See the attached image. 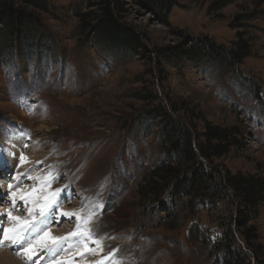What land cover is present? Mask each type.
I'll return each instance as SVG.
<instances>
[{"label": "rangeland", "instance_id": "rangeland-1", "mask_svg": "<svg viewBox=\"0 0 264 264\" xmlns=\"http://www.w3.org/2000/svg\"><path fill=\"white\" fill-rule=\"evenodd\" d=\"M47 1L51 12L42 13L46 34L38 36V47L0 53L4 227L16 224L9 213L34 222L41 206L50 208L45 213L54 218L48 224L55 234L78 233L83 256L69 260L78 264H264V201L243 224L230 191L211 203H172L166 191L153 196L145 177L164 161L168 143L161 126L140 120L163 107L186 122L196 142L204 141L207 124L235 125L237 147L198 158L218 181L238 173L264 177V0H230L221 8L222 0H177L167 22L123 0L120 15L143 36L144 47L132 53L100 44L81 28L97 10L95 0ZM205 35L228 48L242 38L251 54L233 66L163 56L167 47ZM7 184L14 187L8 191ZM2 196L24 213L3 205ZM62 215L66 227L57 223ZM225 243L242 253L240 260L227 263ZM9 245L0 252H11ZM49 256V262L58 257Z\"/></svg>", "mask_w": 264, "mask_h": 264}, {"label": "trees", "instance_id": "trees-1", "mask_svg": "<svg viewBox=\"0 0 264 264\" xmlns=\"http://www.w3.org/2000/svg\"><path fill=\"white\" fill-rule=\"evenodd\" d=\"M95 1L97 10L87 16L89 22L83 18L81 25V28L87 30L89 38L126 53L141 50L144 47L141 32L120 15L121 10L124 9L123 0ZM133 1L155 12L165 22L178 4L177 0ZM230 2V0H222L217 7H224ZM49 12L51 6L47 0H0V53L8 55L19 46L23 50L36 49L39 43L38 36L42 37L46 34L40 31L44 27L42 13ZM191 41L189 46L167 47L163 56L171 61L180 58L197 63L216 60L233 66V64H241L251 54L249 43L242 38L230 48L224 47L206 35ZM45 46H48L47 43ZM143 119H150L157 126H161L160 135L168 143L164 161L145 177V182L153 191H149V194L152 192L154 196L158 192H169L172 203L177 199H194L199 203H211L225 198L231 192L240 205L237 221L244 224L258 215L259 205L264 201V177L240 173L229 174L224 183L214 178V171L198 158L201 155L211 160L237 147L239 145L237 136L240 134L237 126L207 124L205 131L202 132L204 141L196 142L186 122L172 117L163 107L147 111L143 118H140ZM158 198H155V201H158ZM162 206L163 211H171V208L163 202ZM245 239L248 244L250 241L248 235ZM224 248L227 263L241 259L242 253L232 244L225 243Z\"/></svg>", "mask_w": 264, "mask_h": 264}, {"label": "bare ground", "instance_id": "bare-ground-1", "mask_svg": "<svg viewBox=\"0 0 264 264\" xmlns=\"http://www.w3.org/2000/svg\"><path fill=\"white\" fill-rule=\"evenodd\" d=\"M0 170L6 171V170H4L3 165L0 167ZM8 185L9 184L6 185V188L8 189V191H10ZM1 187H2V185L0 183V188ZM0 191H1V189H0ZM30 191H32V190H30ZM21 192H23V191H21ZM27 193H29V192H27ZM31 193L33 195H35L34 192H31ZM21 195L22 194H20L19 196L21 197ZM42 196L44 197V195H42ZM2 197H3V201H4L3 205H11V208H12L11 211H19L20 212V211L24 210V208H21L18 204H16L17 203L16 200H15V204H13V200L12 201L6 200L4 198V196H2ZM37 202H35V203H37ZM50 205H52V204H49V206ZM60 207L61 206H59V208ZM3 209L0 210V236L3 235V229L4 228L5 229L6 228L11 229V225H9L8 227H4L5 222L3 221L4 218L2 216L8 215V213H5V211H3ZM41 209H42V206H41ZM49 209L50 208H44V215L38 216L39 218L34 222L31 221V219L28 221H26V220L22 221L21 220L22 217L18 218L17 221H15L16 224L13 225V228L21 229V230L26 229V231H24L25 240L21 242L23 247H21V245H16V246L9 245L8 248L10 246H12L9 249L11 252H9V251L8 252H6V251L0 252V264H63V262H65V264H78L79 263L78 260H76L75 262L69 261V260H75V258H77L78 256H80L81 258L83 256L82 251H83V249H85V247L83 246L81 248L80 240L77 237L78 233L76 231H73V230L72 231L67 230V228H62V229H64L63 232H59L58 234H55L54 233L56 230L55 227L48 224L49 221L53 220L54 218L51 215L47 217V214L45 213V211H48ZM30 210L31 209H29V212H30ZM63 211H65V210H63ZM63 211H62V213H63ZM21 213H24V212L22 211ZM65 213L66 212H64V214ZM29 216L32 217V214L29 213L28 215H26V217H28V218H29ZM57 217L59 218V220H57V223L60 224L59 226H61V227L65 226L66 227L67 222L66 223L64 222V218H65L64 215L57 216ZM42 224H44V225L41 226ZM29 225H31V227H28ZM52 233H54V234H52ZM73 233H76V235H73ZM67 235H73V236H68L69 238L67 239L66 238ZM53 238H56V240H57V242L55 244L53 243ZM6 244H7V242H4V244L1 247H4ZM65 246H67L66 250L64 248ZM28 247H31L32 253H34L32 255L31 260L28 259L27 256L23 252V248H28ZM77 249H79V251L74 253L73 255H64L65 251H67V250H77ZM18 252L20 253L19 255L17 254ZM36 254H38V255H36ZM49 254L50 255H57L58 257L57 258L54 257V260H52V262H49L47 260V258L50 257ZM67 261H69V262H67Z\"/></svg>", "mask_w": 264, "mask_h": 264}, {"label": "snow or ice", "instance_id": "snow-or-ice-1", "mask_svg": "<svg viewBox=\"0 0 264 264\" xmlns=\"http://www.w3.org/2000/svg\"><path fill=\"white\" fill-rule=\"evenodd\" d=\"M21 159L23 160L24 158L21 157ZM17 179H19V177H17ZM8 187H9V189H11L13 187V185L9 184ZM11 195L13 197H15L16 193L12 192ZM21 199H23V197H21ZM53 203H54V201H53ZM13 204H15V200H13ZM45 207H47V206H45ZM40 214L44 215V208L41 209ZM65 215H75V214L65 213ZM9 218L18 219L16 217H11V213H9ZM28 227H31V225H29ZM77 227L79 228V225ZM24 231H26V229H24V230L16 229V228L3 229V235H2V237H0V246H2L4 244V242H8L13 246L21 245V247H23L21 242L25 240ZM90 234H91V230L89 229L86 232V235H88L90 238ZM73 235H76V233H73ZM56 242H57L56 238H53V243L55 244ZM94 242L98 243L97 241H94ZM23 252L27 256L28 259H30V260L32 259V255L34 253H32L31 247L23 248ZM17 254L19 255L20 253L18 252Z\"/></svg>", "mask_w": 264, "mask_h": 264}]
</instances>
